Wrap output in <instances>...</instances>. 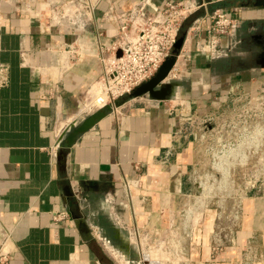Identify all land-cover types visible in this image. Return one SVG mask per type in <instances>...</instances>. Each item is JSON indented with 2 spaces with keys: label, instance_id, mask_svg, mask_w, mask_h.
<instances>
[{
  "label": "crops",
  "instance_id": "crops-1",
  "mask_svg": "<svg viewBox=\"0 0 264 264\" xmlns=\"http://www.w3.org/2000/svg\"><path fill=\"white\" fill-rule=\"evenodd\" d=\"M49 1L0 0V66L8 80L0 87V264H104L109 257L116 264L114 256L125 264H160L163 252L145 250L132 232L168 228L172 197L191 187L197 148L181 134L184 119L219 108L230 90L258 81L247 82L243 69L221 65L223 51L232 48L230 37L210 44L204 33L214 11L243 8L244 0H58L52 10L62 22L48 29ZM176 1L191 11L180 30L186 36L171 73L173 93L163 101L142 97L114 109L75 141L60 166L59 133L102 101L96 96L102 73L96 35L107 43L120 41V25L127 21V36L134 40L140 26ZM30 4L42 18L21 13ZM196 27L202 30L198 35ZM59 60L69 61L65 70ZM167 152L166 166H158ZM135 165L143 172L142 190L134 189L129 200L121 181L134 178ZM57 212L68 219L53 223ZM244 213L236 247L211 259L214 217L208 213L177 264H239L246 241L264 233V200L246 201ZM80 221L90 236L79 231Z\"/></svg>",
  "mask_w": 264,
  "mask_h": 264
},
{
  "label": "built area",
  "instance_id": "built-area-1",
  "mask_svg": "<svg viewBox=\"0 0 264 264\" xmlns=\"http://www.w3.org/2000/svg\"><path fill=\"white\" fill-rule=\"evenodd\" d=\"M59 4L58 0L48 2L51 17L48 29L62 22V19L54 16L52 10ZM20 11L32 20L42 18L39 11L32 9L31 4L21 7ZM190 11L184 2H167L139 27L134 40L127 36L129 29L127 21L120 25V41L107 43L101 34L96 35L95 41L102 64L99 83L106 95V103H112L153 77L173 49L181 26ZM238 17L234 11L229 13L214 11L204 30L208 42L212 44L228 36L237 24ZM194 32L198 35L202 30L196 27ZM68 50L70 56L75 58L76 50L72 47ZM118 51H121V57L116 58ZM27 56L23 53V65L29 63ZM59 65L65 70L69 61L63 64L59 60ZM48 69L52 70L53 67L50 65ZM5 73L6 67L0 66V87H5L8 83ZM221 113H228V116L224 121L218 122ZM181 134L190 137L191 143L202 149L212 161L222 159L247 161L252 152L257 154L264 146V89L257 84L247 88L240 86L233 88L229 92V99L219 108L186 117ZM169 156L170 152H167L164 159L156 164L160 167L166 166ZM135 170L137 173L134 178L124 177L121 181L125 199L131 200L132 191L142 187L143 172L140 165H135ZM51 219L56 224L68 219V215L66 212H57ZM140 236L139 231L134 228L132 237L137 240Z\"/></svg>",
  "mask_w": 264,
  "mask_h": 264
},
{
  "label": "rangeland",
  "instance_id": "rangeland-1",
  "mask_svg": "<svg viewBox=\"0 0 264 264\" xmlns=\"http://www.w3.org/2000/svg\"><path fill=\"white\" fill-rule=\"evenodd\" d=\"M253 3L254 0H244L241 2L243 8L234 10L239 16L235 25H240L242 33H248L251 29L257 31L264 26V7H255ZM181 31L179 37L182 36ZM242 76L247 82L258 80L257 85L264 89V70L245 71ZM99 91L102 92V89L98 80L96 96L99 94L98 97L104 98V93ZM102 105H105L103 99L99 106ZM227 116L228 113H221L218 122L224 121ZM261 150L257 154L252 152L247 161H212L202 149L197 148V160L190 177L191 187L179 197H172L173 220L169 227L153 231L150 235L141 234L135 243L141 244L145 250H161L164 257L160 264H177V261L181 262L179 253L189 248L194 231L201 227L208 213H211L214 217L213 230L208 236L211 259L216 260L228 247H236L237 235L245 217L244 203L253 199L264 200V146ZM137 190H142V187ZM263 236V232H258L246 241L239 264H264ZM155 256L152 253L151 259ZM114 258L116 264H125L121 257ZM104 264L115 262L109 257L104 259Z\"/></svg>",
  "mask_w": 264,
  "mask_h": 264
},
{
  "label": "water",
  "instance_id": "water-1",
  "mask_svg": "<svg viewBox=\"0 0 264 264\" xmlns=\"http://www.w3.org/2000/svg\"><path fill=\"white\" fill-rule=\"evenodd\" d=\"M255 7H264V0H254ZM185 41V34L178 37L170 54L165 58L163 63L159 66L157 72L148 81L140 84L134 88L130 93L118 98L110 104H105L98 107L92 113L86 115L80 121L78 117L73 118L60 133H59V151L57 153V161L59 165H64L66 161L67 150H69L75 141L84 133L88 132L97 123L111 114L114 109H117L127 102L142 97H148L151 100L163 101L170 97L173 93V88L176 82L171 78V73L176 66L177 59L181 53ZM255 52L253 63L257 69L264 70V42L254 45ZM121 57V51L116 53V58ZM255 66V67H256ZM78 229L81 233L90 236L89 228L83 221L77 223Z\"/></svg>",
  "mask_w": 264,
  "mask_h": 264
},
{
  "label": "flooded vegetation",
  "instance_id": "flooded-vegetation-1",
  "mask_svg": "<svg viewBox=\"0 0 264 264\" xmlns=\"http://www.w3.org/2000/svg\"><path fill=\"white\" fill-rule=\"evenodd\" d=\"M240 28V25H235L232 28L230 35L226 37H230L233 44L231 49H225L220 56V59L225 60L221 65L226 68L237 67L244 71H251L252 69H257V66L253 63L255 52L248 50H254V45L262 44L264 42V26L257 31L251 29L248 33H242ZM242 45H244V47Z\"/></svg>",
  "mask_w": 264,
  "mask_h": 264
},
{
  "label": "bare ground",
  "instance_id": "bare-ground-1",
  "mask_svg": "<svg viewBox=\"0 0 264 264\" xmlns=\"http://www.w3.org/2000/svg\"><path fill=\"white\" fill-rule=\"evenodd\" d=\"M99 92H100V91H99ZM99 92H98V93H99ZM100 93H102V92H100ZM101 95H103V94H101ZM101 95H100V96H101ZM98 96H99V94L97 95V97H98ZM98 98H100V97H98ZM102 99H103L104 104H105V103H106V95H105V93H104V98L102 97ZM102 106H103V105H102ZM100 107H101V106H100Z\"/></svg>",
  "mask_w": 264,
  "mask_h": 264
}]
</instances>
